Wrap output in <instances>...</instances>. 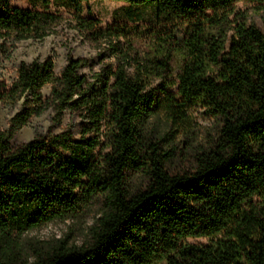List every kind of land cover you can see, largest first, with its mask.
<instances>
[{"label": "trees", "instance_id": "1", "mask_svg": "<svg viewBox=\"0 0 264 264\" xmlns=\"http://www.w3.org/2000/svg\"><path fill=\"white\" fill-rule=\"evenodd\" d=\"M30 1L0 0L4 44L51 34L64 18L57 4L102 64L90 76V59L68 54L57 73L49 55L0 83V102L19 106L0 122V264H151L157 250L170 251L165 264H264V19L236 9L264 0H113L126 5L107 26L83 15L91 0ZM143 34L147 50L136 46ZM195 105L220 119L219 136L173 168L169 131L151 119L186 125ZM49 111L52 126L67 113L69 124L13 143ZM96 203L88 241L59 240L30 260L25 231Z\"/></svg>", "mask_w": 264, "mask_h": 264}, {"label": "rangeland", "instance_id": "2", "mask_svg": "<svg viewBox=\"0 0 264 264\" xmlns=\"http://www.w3.org/2000/svg\"><path fill=\"white\" fill-rule=\"evenodd\" d=\"M12 4L20 7L31 6L30 0H11ZM236 9H248L250 19L259 26H262L264 19V5L248 4L239 2ZM122 1L113 0H91L84 6V16H92L100 19L102 26L114 22V11L125 6ZM90 9H89V8ZM53 12L63 15L61 23L55 30L43 39H27L17 42L14 46L0 39V83L13 84L17 76V68L22 62H32L35 59L43 60L47 56H53L56 65V72L59 73L66 63L68 54L73 56H85L90 59V64L81 69L87 75L97 71L102 60L99 51L89 44L82 36L70 26V14L68 10L60 5L53 4L50 8ZM149 37L143 34L136 40V46L147 50ZM109 59V58H107ZM175 73L179 70V59L173 62ZM156 82V81H154ZM51 85L44 87L43 93L47 96L50 93ZM19 106L11 108L0 102V122L2 128L8 127L11 117L17 112ZM189 122L186 125H172L166 120L163 114L153 117L151 125L159 127L164 134L169 131L171 136V148L174 150V157L171 161L173 168L185 167L194 157V152L209 148L219 136L221 121L212 113L201 106H192L189 109ZM52 113L49 111L41 116H33L27 126L18 132L13 143H22L32 140L37 134H46L51 129L60 132L70 122L67 113L60 125L52 126ZM140 180L139 175L134 181ZM101 213V204H94L92 207L81 213L64 220H54L37 228L25 231L21 242L24 251L34 260L36 252L40 248H48L59 240H66L70 245H83L91 237L92 228ZM192 243H207L208 237H188ZM170 251L157 250L152 258L151 264H165Z\"/></svg>", "mask_w": 264, "mask_h": 264}]
</instances>
